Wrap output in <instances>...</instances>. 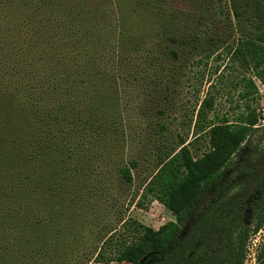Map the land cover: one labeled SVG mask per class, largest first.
I'll list each match as a JSON object with an SVG mask.
<instances>
[{"label":"rangeland","instance_id":"1","mask_svg":"<svg viewBox=\"0 0 264 264\" xmlns=\"http://www.w3.org/2000/svg\"><path fill=\"white\" fill-rule=\"evenodd\" d=\"M257 13L252 0H0V52L18 46L29 50L34 31L52 40L73 29L79 65L96 53L95 64L112 75L106 83L96 82L108 98L78 94L80 106L89 101L95 106L81 121L91 127L83 131L89 160L81 177L89 189H82L79 207L71 213L74 221L61 222L67 237H60L55 248L46 245V253L28 256L30 264H85L105 233L119 228L124 218L154 229L174 220L143 190L156 170L158 149L175 148L182 137L199 156L208 149V139L198 128L217 117L233 120L240 111L236 82L251 72L237 62L233 50L239 38L255 35ZM170 49L177 52L176 59ZM254 80L258 124L245 138L239 161L248 175L238 173L245 197L264 188V88ZM205 97L213 99V107L197 121ZM131 159L138 163L131 168L132 181L121 182L115 170ZM237 190L231 199L241 217L247 208ZM195 225L199 228L192 236ZM203 226V221L180 225L166 264H233L234 248ZM263 250L264 224L247 239L242 264H261Z\"/></svg>","mask_w":264,"mask_h":264},{"label":"trees","instance_id":"2","mask_svg":"<svg viewBox=\"0 0 264 264\" xmlns=\"http://www.w3.org/2000/svg\"><path fill=\"white\" fill-rule=\"evenodd\" d=\"M252 1L258 10L256 33L239 38L233 50L237 62L251 72L236 82L240 111L233 120L217 117L198 128L208 139V149L199 156L182 137L175 148L158 149L156 170L143 187L174 220L154 229L124 218L119 228L105 233L95 256L85 264H166L180 225L187 221H203V230L234 248L233 264L243 263L247 239L264 224V188L245 197L238 180V173L247 174L239 166L243 142L258 124L254 78L264 88V0ZM70 31L52 40L34 31L29 50L18 46L0 52V264H22L24 259L30 264L28 256L46 253V245L57 247V240L65 235L61 222L74 221L71 213L79 207L82 189H89L81 177L89 160L88 135L83 131L91 127L81 121L95 106L92 101L80 106L78 94L90 93L91 100L100 93L107 96L96 82L106 83L112 75L95 64L100 57L96 53L87 54L79 65ZM168 54L172 59L178 56L174 49ZM212 107L213 99L203 98L197 121L205 119ZM137 165L131 159L116 168L115 176L131 182V168ZM63 188L68 190L62 192ZM235 189L247 208L241 217L231 199ZM198 228L195 225L190 235L195 236Z\"/></svg>","mask_w":264,"mask_h":264}]
</instances>
